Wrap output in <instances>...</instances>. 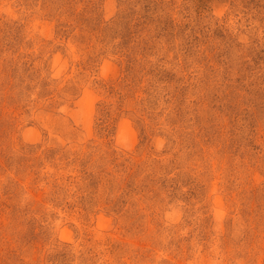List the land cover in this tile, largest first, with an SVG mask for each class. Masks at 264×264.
Masks as SVG:
<instances>
[{
    "label": "rangeland",
    "instance_id": "1",
    "mask_svg": "<svg viewBox=\"0 0 264 264\" xmlns=\"http://www.w3.org/2000/svg\"><path fill=\"white\" fill-rule=\"evenodd\" d=\"M0 264H264V0H0Z\"/></svg>",
    "mask_w": 264,
    "mask_h": 264
}]
</instances>
